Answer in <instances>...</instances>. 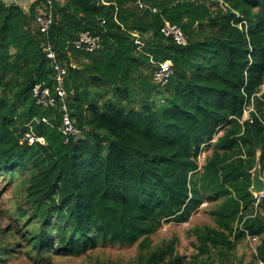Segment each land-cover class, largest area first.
Returning <instances> with one entry per match:
<instances>
[{"label":"trees","instance_id":"trees-1","mask_svg":"<svg viewBox=\"0 0 264 264\" xmlns=\"http://www.w3.org/2000/svg\"><path fill=\"white\" fill-rule=\"evenodd\" d=\"M138 1L54 0L43 33L34 8L0 0V182L16 196L5 227L0 218V264L19 251L43 263L137 243L134 264H185L176 238L150 250L151 238L206 203L216 204V227L193 230L203 264H245L233 259L243 229L260 241L247 264H264V202L255 214L250 191L258 161L264 173V0ZM165 22L188 45L166 37ZM84 32L98 48H76ZM48 43L67 67L82 132L69 142L59 107H40L32 94L54 84ZM167 61L173 74L161 86L154 72ZM29 124L45 144H21Z\"/></svg>","mask_w":264,"mask_h":264},{"label":"built area","instance_id":"built-area-1","mask_svg":"<svg viewBox=\"0 0 264 264\" xmlns=\"http://www.w3.org/2000/svg\"><path fill=\"white\" fill-rule=\"evenodd\" d=\"M9 5H17L25 9L26 13H30L34 8L37 15V25L41 29V31L48 32L50 27L53 25L55 20L54 14V0H4ZM104 2V0H102ZM138 3L141 7L146 6L143 0H139ZM105 24V21L102 22ZM161 32L166 36L170 37L174 40V42L181 46L188 45V38L183 32V30L177 26L172 25L169 22H165L164 26L161 28ZM99 37H95L91 34V32H84L80 34V37L73 41V44L78 49H85L90 52L99 46ZM136 43L139 46V49L144 45V40L140 37H137ZM44 51L47 54V57L53 61L54 64V84L53 86H48L46 84H37L32 89L33 98L35 100L36 105L44 108H52L59 107V110L62 114L63 124L60 127L61 131L66 137V142H69L71 138L79 137L82 132L78 127L76 119L71 115V108L69 106V95L65 86V78L67 76V67L63 65L58 58V54L54 51V47L51 43L44 45ZM173 64L171 61H167L159 65V67L154 72V81L161 85L166 86L170 80L171 75L173 74ZM255 111L253 105L247 106L244 117L241 120V123L244 121L251 119V113ZM40 118L34 117L31 122H39ZM42 121L48 122L47 118H42ZM31 124V123H30ZM28 125L29 131L22 138L21 144L28 143L29 145H33L36 142H40L45 144V139L43 137L36 136L33 128ZM204 154V160L206 159V155ZM264 177V173L262 172ZM252 193V192H251ZM254 196V208L255 214L261 212V205L264 202V191L260 193H252ZM247 238L250 242H254L255 244V252L256 245L259 244V237L250 235L249 231L243 229ZM258 246V245H257ZM260 264H263L260 262Z\"/></svg>","mask_w":264,"mask_h":264},{"label":"rangeland","instance_id":"rangeland-1","mask_svg":"<svg viewBox=\"0 0 264 264\" xmlns=\"http://www.w3.org/2000/svg\"><path fill=\"white\" fill-rule=\"evenodd\" d=\"M64 0H60L63 2ZM210 152H205L209 155ZM205 162L204 154L199 157L200 165ZM5 182H0V218H3V226L5 227L7 219L4 218L5 209L9 208V202L12 198H16L10 187L4 186ZM216 207V204H204L192 218L182 224L174 221L164 223L161 229L152 236L151 248L154 250L164 243L177 239V252L187 257L185 264H203V257L198 255L195 244L196 239L193 230L203 228L204 226L216 227L214 218L210 215V211ZM10 238V241H13ZM258 245V244H257ZM256 245V247H257ZM254 242H250L248 238L244 239L238 246L234 255L235 261H243L245 264L253 261L255 252ZM139 244H116V245H100L87 255L82 256H57L49 255L43 263L36 260V256L30 258L25 252L19 251L14 253L7 261V264H134L139 255ZM213 257L217 258L216 252Z\"/></svg>","mask_w":264,"mask_h":264},{"label":"water","instance_id":"water-1","mask_svg":"<svg viewBox=\"0 0 264 264\" xmlns=\"http://www.w3.org/2000/svg\"><path fill=\"white\" fill-rule=\"evenodd\" d=\"M252 193H260L264 191V177L262 175L261 165L258 161L255 169L252 171Z\"/></svg>","mask_w":264,"mask_h":264}]
</instances>
